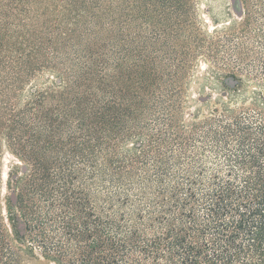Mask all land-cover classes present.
<instances>
[{"label":"trees","instance_id":"obj_1","mask_svg":"<svg viewBox=\"0 0 264 264\" xmlns=\"http://www.w3.org/2000/svg\"><path fill=\"white\" fill-rule=\"evenodd\" d=\"M142 1L167 21L156 41L187 15L188 0ZM135 2L0 0V170L4 150L26 166L9 178L10 232L0 211V264L20 250L55 264H264V0H238L242 18L194 37L219 70L203 75L224 87L214 99L203 85L192 96L184 70L139 65Z\"/></svg>","mask_w":264,"mask_h":264},{"label":"rangeland","instance_id":"obj_2","mask_svg":"<svg viewBox=\"0 0 264 264\" xmlns=\"http://www.w3.org/2000/svg\"><path fill=\"white\" fill-rule=\"evenodd\" d=\"M143 4L142 0H136L133 6V13L136 16L133 24V30L135 31V55L139 65H141L144 55L145 57L147 55V60L152 65L151 68H154L160 74L167 71L184 70L187 75L183 80V85L190 90L189 93L192 96L195 95L197 97L195 91L201 85L204 86V91L200 94L211 96V99L218 96L224 87L219 84H210V81L203 78V75L210 68L215 71L219 70L213 67L212 62L204 57L203 51H196L194 37H196L199 30L201 32L212 33L216 29H221L224 24L230 22L233 18H242L244 16L243 13L246 11L245 4L238 2V0H188V7L184 8L187 11V15L185 14L184 18H181L180 21L178 18L179 22L176 23L177 20H175V23L172 25L176 32L172 37L161 39L160 41H156L152 35L155 31L158 32L163 29V23L167 21L159 19L161 16L158 14L156 6L149 5L145 9ZM180 9L177 10L180 11ZM145 13L146 16L144 17L143 14ZM172 19L174 20L173 16ZM140 69L142 68L140 67ZM229 71L239 72L234 67L233 69L222 68L220 70L223 76ZM229 84H227V87H229ZM190 109L192 110L193 107H190ZM1 157L0 211L2 221L6 225L8 232H10V225L6 219L7 214L5 213V209L8 202L14 203L11 197L14 198L16 192L9 178L12 173L23 176L26 166L23 161H19L6 150L3 151ZM82 180L83 178L80 177L79 181L75 184L78 183L79 189L84 191L85 185L83 184L84 180ZM25 185V207L28 208L31 205L28 200L32 195L31 191L28 190L27 183H24ZM92 197L94 198L96 209L99 211L102 195L97 191ZM18 257L16 264H55L53 261L42 257L38 250H35L33 254L20 250ZM7 264H10L9 261H7Z\"/></svg>","mask_w":264,"mask_h":264}]
</instances>
